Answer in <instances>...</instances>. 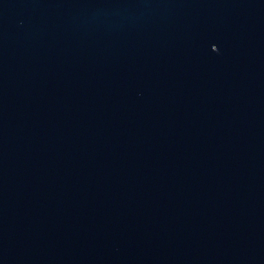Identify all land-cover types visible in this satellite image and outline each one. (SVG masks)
Here are the masks:
<instances>
[{
  "label": "water",
  "instance_id": "water-1",
  "mask_svg": "<svg viewBox=\"0 0 264 264\" xmlns=\"http://www.w3.org/2000/svg\"><path fill=\"white\" fill-rule=\"evenodd\" d=\"M0 264H264V0H0Z\"/></svg>",
  "mask_w": 264,
  "mask_h": 264
}]
</instances>
